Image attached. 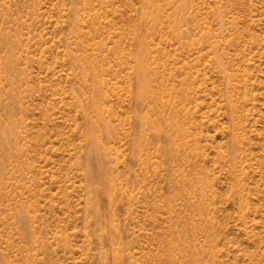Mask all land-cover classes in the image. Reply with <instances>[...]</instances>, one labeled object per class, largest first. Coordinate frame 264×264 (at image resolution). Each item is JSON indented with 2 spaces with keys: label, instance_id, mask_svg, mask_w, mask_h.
Returning <instances> with one entry per match:
<instances>
[{
  "label": "rangeland",
  "instance_id": "374dc122",
  "mask_svg": "<svg viewBox=\"0 0 264 264\" xmlns=\"http://www.w3.org/2000/svg\"><path fill=\"white\" fill-rule=\"evenodd\" d=\"M0 264H264V0H0Z\"/></svg>",
  "mask_w": 264,
  "mask_h": 264
}]
</instances>
